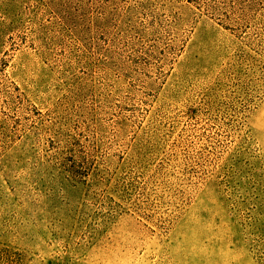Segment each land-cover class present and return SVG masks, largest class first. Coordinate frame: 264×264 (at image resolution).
Returning a JSON list of instances; mask_svg holds the SVG:
<instances>
[{
  "label": "rangeland",
  "instance_id": "obj_1",
  "mask_svg": "<svg viewBox=\"0 0 264 264\" xmlns=\"http://www.w3.org/2000/svg\"><path fill=\"white\" fill-rule=\"evenodd\" d=\"M17 1L0 264H264V0Z\"/></svg>",
  "mask_w": 264,
  "mask_h": 264
},
{
  "label": "trees",
  "instance_id": "obj_2",
  "mask_svg": "<svg viewBox=\"0 0 264 264\" xmlns=\"http://www.w3.org/2000/svg\"><path fill=\"white\" fill-rule=\"evenodd\" d=\"M19 3L17 0H0V33H12L15 32L19 29V25L23 22L22 17H23V11L20 10L16 15L14 16H9L8 10L10 7H12L15 10V7L13 6V2ZM202 0H192L189 1V3H195L197 7L199 8L198 14H196L194 17L198 18V15H211V16H220L221 13L219 9H214L210 5L216 3V1L209 2L208 4L206 2L201 3ZM229 0H218V5L219 3L223 4L228 2ZM231 1V0H230ZM244 2V1H243ZM204 4L206 6L204 7ZM22 6V5H21ZM204 12V13H203ZM71 32V31H70Z\"/></svg>",
  "mask_w": 264,
  "mask_h": 264
}]
</instances>
